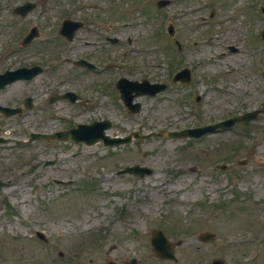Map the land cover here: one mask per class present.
I'll return each mask as SVG.
<instances>
[{"label":"rangeland","instance_id":"374dc122","mask_svg":"<svg viewBox=\"0 0 264 264\" xmlns=\"http://www.w3.org/2000/svg\"><path fill=\"white\" fill-rule=\"evenodd\" d=\"M94 1L87 0L83 14L90 20L95 12L101 15L102 39L118 35L121 40L115 45L102 40L98 46L106 52L105 44L112 45L108 51L116 54L119 63L124 61L125 48L127 53V67L110 68L106 75L114 78L127 71L131 78L147 76L170 84L173 70L188 66L192 81L172 83L155 97H140L142 110L132 114L114 97V88L98 102L102 104L98 109H80L64 100L46 110L45 94L58 74H41L31 83L39 89L38 112L29 119H19L22 132L29 130V122L33 128L51 131L72 113L77 120L96 117L97 113L109 116L116 122L113 132L123 133L142 124L145 132L161 130L172 119L177 125L170 128L181 129L246 110L260 108V114L255 120L194 141L151 137L134 141L129 148L44 141L0 146V178L10 180L0 188V264H105L107 257L124 264L123 259L133 255L140 264H173L152 253L148 242L153 227L181 242L177 244V264H209L219 256L227 264H240L254 252L260 253L257 259L264 262V38L258 34L264 28L258 4L264 0H172L163 9L158 8L157 0H98L102 9L92 11ZM63 2L45 0L52 8L42 18L43 36H49L48 40L54 37L53 47L59 51L63 40L54 30L63 15ZM8 8L4 14L9 15ZM108 22H114L116 28ZM124 22L130 24L124 26ZM167 22L174 24L176 35L166 31ZM84 34L75 42L78 54L95 49L83 47ZM127 36L132 38V50ZM34 44L23 53L30 57L33 52L38 56L35 58L42 59L39 44ZM231 44L238 49L229 50ZM92 54L99 59L101 52ZM58 68L68 71V83L77 87L84 83L70 64L62 63ZM104 83L88 86L96 91ZM195 94L202 96L199 103ZM3 123L6 132L10 126L11 131L16 128L13 118ZM48 158L57 162L44 166L42 161ZM239 160L246 163L240 165ZM218 162H227L230 167L216 169ZM134 163L146 164L152 172L142 177L116 174ZM103 171L110 174L107 182H103ZM89 184L93 189L86 190ZM115 186L126 188V192L117 195ZM102 187L107 190L105 197ZM102 208L106 209L104 216L99 214ZM207 230L216 237L203 242L199 234ZM36 231H43L47 241L36 238ZM60 250L70 262L58 253ZM56 255L59 258L55 259Z\"/></svg>","mask_w":264,"mask_h":264},{"label":"flooded vegetation","instance_id":"af4514ba","mask_svg":"<svg viewBox=\"0 0 264 264\" xmlns=\"http://www.w3.org/2000/svg\"><path fill=\"white\" fill-rule=\"evenodd\" d=\"M87 0H64L63 2V7H64V12L67 16H69V18H72V16H74L75 13H77V16L74 17V20L77 21H81L82 25L79 29H77L75 37L80 36V34L82 32H85L86 34L85 37L83 38V42H84V46L85 48L87 46H92L95 49L88 50L85 53L86 59H88L89 61L93 62L94 64H96L98 67L96 69H88L85 67H80V69H82V73L80 75V77H78V80H82L84 81V83L81 85V87H77L76 92L77 95L79 96V98H77V100L74 102L76 104H79L81 106H84L86 104H89L90 101H94L97 96V94L99 93V90L97 88L96 91H93L94 88L89 87L88 85L92 84H97L98 81H101V74L98 72L100 69V66L102 67L101 63L102 60L101 55L98 57H94V54H92V52H95L97 50H99L100 52H102V48L101 46H98L99 43L102 42V34H101V26L102 21L101 19H99V17L101 18V15H99L97 12H95L93 14V18L94 20H90V16H86L84 15V9H86L87 7L86 5ZM102 2H99L98 0L94 1L93 4L91 5L92 11H100L102 9ZM89 9V8H88ZM109 26H111L112 28L115 27L114 23L112 22H108L107 23ZM110 37L107 36L105 37L106 39H108ZM98 38V39H96ZM110 54V55H108ZM114 55L116 54H112L111 52L109 53L108 49L106 50V52H104V56L105 59H111V57H114ZM103 56V55H102ZM96 58V59H95ZM117 57L112 58V60H115ZM37 62L36 61H32L31 59H29L28 61H23L22 60V56L20 53L18 52H14L13 54H9L7 57H3L0 56V73H4L5 71L8 70H15L17 68L22 67V65L25 66H34L36 65ZM111 65V64H109ZM107 65V66H109ZM109 81H111V79H109ZM20 81L14 82V83H9V85L0 90V99L4 100V101H9L11 102L13 105H17L18 107H20V104H23L25 102V95L24 97H22V91L20 90L19 92H13L12 90H10L8 93H4L5 90L9 87H11L13 84H16ZM74 84V83H73ZM75 85V84H74ZM95 87V86H93ZM96 88V87H95ZM67 89H65L64 91H66ZM18 94H20L18 96ZM30 97L35 99V95H36V90L32 91V94H30ZM88 99V100H87ZM86 100V101H84ZM83 101V102H82ZM24 114V113H23Z\"/></svg>","mask_w":264,"mask_h":264},{"label":"bare ground","instance_id":"6f19581e","mask_svg":"<svg viewBox=\"0 0 264 264\" xmlns=\"http://www.w3.org/2000/svg\"><path fill=\"white\" fill-rule=\"evenodd\" d=\"M104 177L107 178V179H106V181H107L108 179H110V174L107 173ZM105 190H106V189H105ZM113 190H121V189H120L119 187L115 186V187L113 188ZM105 213H106V209L102 208L101 210H99V214H100L101 216H104ZM62 229L64 230V228H62Z\"/></svg>","mask_w":264,"mask_h":264},{"label":"water","instance_id":"95a60500","mask_svg":"<svg viewBox=\"0 0 264 264\" xmlns=\"http://www.w3.org/2000/svg\"><path fill=\"white\" fill-rule=\"evenodd\" d=\"M248 117H250V116H248ZM235 119H236V118H234V119L230 120V122H233ZM205 129H208V128H204L203 130H205ZM184 132L195 133V131H194V130H186V131H184Z\"/></svg>","mask_w":264,"mask_h":264}]
</instances>
